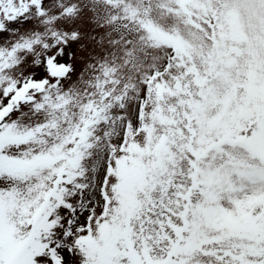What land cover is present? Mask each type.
<instances>
[{
	"label": "snow or ice",
	"instance_id": "obj_1",
	"mask_svg": "<svg viewBox=\"0 0 264 264\" xmlns=\"http://www.w3.org/2000/svg\"><path fill=\"white\" fill-rule=\"evenodd\" d=\"M0 264H264V0H0Z\"/></svg>",
	"mask_w": 264,
	"mask_h": 264
},
{
	"label": "rangeland",
	"instance_id": "obj_2",
	"mask_svg": "<svg viewBox=\"0 0 264 264\" xmlns=\"http://www.w3.org/2000/svg\"><path fill=\"white\" fill-rule=\"evenodd\" d=\"M74 51H76V60H77V72H79L81 70V64L83 62V56L82 54L80 53L79 49L78 48H74L73 49ZM75 78V77H74Z\"/></svg>",
	"mask_w": 264,
	"mask_h": 264
}]
</instances>
